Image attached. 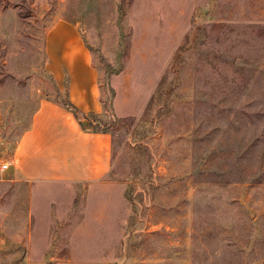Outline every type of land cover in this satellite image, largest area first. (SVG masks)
<instances>
[{
	"label": "rangeland",
	"instance_id": "1",
	"mask_svg": "<svg viewBox=\"0 0 264 264\" xmlns=\"http://www.w3.org/2000/svg\"><path fill=\"white\" fill-rule=\"evenodd\" d=\"M60 26L112 167L30 190L5 175L41 101L69 100ZM0 264H264V0H0Z\"/></svg>",
	"mask_w": 264,
	"mask_h": 264
},
{
	"label": "crops",
	"instance_id": "2",
	"mask_svg": "<svg viewBox=\"0 0 264 264\" xmlns=\"http://www.w3.org/2000/svg\"><path fill=\"white\" fill-rule=\"evenodd\" d=\"M66 45L64 64L69 70V100L79 114L100 113L99 75L90 57L78 43L73 29ZM58 64V63H57ZM61 65V64H58ZM52 98L41 101L30 128L18 141L5 178L34 186L55 183H92L103 179L111 170L112 135L98 131ZM8 169V168H7Z\"/></svg>",
	"mask_w": 264,
	"mask_h": 264
},
{
	"label": "trees",
	"instance_id": "3",
	"mask_svg": "<svg viewBox=\"0 0 264 264\" xmlns=\"http://www.w3.org/2000/svg\"><path fill=\"white\" fill-rule=\"evenodd\" d=\"M63 105L78 118L79 110L70 100L64 102Z\"/></svg>",
	"mask_w": 264,
	"mask_h": 264
},
{
	"label": "built area",
	"instance_id": "4",
	"mask_svg": "<svg viewBox=\"0 0 264 264\" xmlns=\"http://www.w3.org/2000/svg\"><path fill=\"white\" fill-rule=\"evenodd\" d=\"M8 167H9V164H5V165L3 166L4 169H7Z\"/></svg>",
	"mask_w": 264,
	"mask_h": 264
},
{
	"label": "water",
	"instance_id": "5",
	"mask_svg": "<svg viewBox=\"0 0 264 264\" xmlns=\"http://www.w3.org/2000/svg\"><path fill=\"white\" fill-rule=\"evenodd\" d=\"M87 124H88V122H87V121H84V122H83V125H84V126H86Z\"/></svg>",
	"mask_w": 264,
	"mask_h": 264
}]
</instances>
